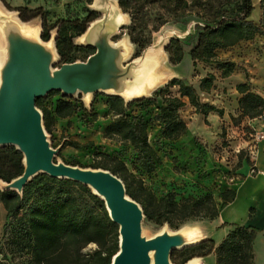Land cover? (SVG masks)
Masks as SVG:
<instances>
[{"label":"trees","instance_id":"obj_1","mask_svg":"<svg viewBox=\"0 0 264 264\" xmlns=\"http://www.w3.org/2000/svg\"><path fill=\"white\" fill-rule=\"evenodd\" d=\"M92 2L93 0H88L87 4ZM116 2L121 11L131 17V26L140 17L146 22L151 14L149 10L154 7L157 8L155 17L158 19H163L165 13L179 18L194 15L205 22L202 27L196 26V43L189 50L193 63H212L219 50L251 42L256 37L264 39V0L259 3L261 16L258 22L250 20L254 9L252 0H216L213 3H204L202 9L204 12L210 11L209 18L200 16L199 12H190L187 0ZM18 12L22 22L40 18V38L44 42L51 39V31L55 30L54 45L59 65L76 62L80 59L79 56L86 60L95 52L92 47L74 43L100 17L94 10L86 9V16L82 19H57L52 24H49L46 13L39 8L30 10L20 7ZM139 35H142L141 32ZM130 41L140 54L149 46L142 36H131ZM164 51L169 56V63L175 65L183 57L182 42L172 38ZM215 63L222 78L230 77L235 69V64L230 61ZM214 81L213 74L202 78L199 91L208 93ZM170 86L178 88V97L170 96ZM236 91L240 95L238 108L241 117L253 120L264 116V98L254 92L248 81L238 84ZM56 95L59 98L50 106L48 100ZM158 95L162 103L152 117V122L159 126L155 134L158 139L156 141L174 142L185 134L186 124L178 114L185 106L184 99L203 117L210 113L222 115L217 107L201 103L196 89L179 79H171ZM105 97L108 110L114 119L105 126L104 138L128 143L136 153L137 170L142 175L154 174L161 167L162 158L148 140L149 124L142 116H130L127 113L131 105L147 100L140 98L125 102L117 96ZM36 107L42 113L43 126L48 134L52 131L56 118L64 119L75 113L79 114L73 98L62 97L57 91L48 93L46 98L37 99ZM93 120H96L94 115ZM60 146V151L67 146L79 150L91 148L92 144L79 145L64 141ZM59 155L60 152L56 157ZM93 156L94 161L97 158L101 160L94 162L89 168L107 170L117 176L123 182L126 194L141 207L143 220L147 223L160 226L166 224L177 230L178 225L190 218L218 217L215 208L209 209V205L214 203L209 195L177 202L174 194L168 192L157 199L150 189L143 186L142 179L130 172L123 162L96 150L93 151ZM22 159L21 153L14 147L0 148V180L9 183L19 177L24 169ZM63 162L70 166H79L78 162ZM220 197L228 205L235 200L236 192L226 190ZM0 203L5 211L0 240V264H110L118 251V226L110 220L104 202L85 185L39 174L24 186L21 195L14 191H0ZM228 226L231 228L217 246L212 241L204 240L181 249L179 256H176L174 250L170 257L171 263L176 264L177 260L178 264H186L191 259L207 257L214 252L215 264H254L253 244L260 230L248 224ZM89 246L93 248L86 251ZM196 249L205 252L195 256L193 253Z\"/></svg>","mask_w":264,"mask_h":264},{"label":"rangeland","instance_id":"obj_2","mask_svg":"<svg viewBox=\"0 0 264 264\" xmlns=\"http://www.w3.org/2000/svg\"><path fill=\"white\" fill-rule=\"evenodd\" d=\"M87 1L0 0V9L13 13L19 19L18 8L26 7L30 10L39 8L46 13L49 24H52L57 19H82L86 16L85 10L92 9ZM187 1L190 5L188 8L190 12H199L200 16L209 18L210 11L204 12L202 4L213 3L216 0ZM257 9L260 10L258 5ZM157 12V8L154 7L153 10H149L151 14L146 22L140 17L136 19L133 26H131V17L122 12L125 24L111 39V42L122 41L127 44L125 63L140 56L139 50L130 41L131 36L134 38L142 36L150 46L164 31L173 30L176 34L171 35L164 45L166 46L172 38L182 42L183 57L175 65L169 63V56L165 51L161 48L155 50V55L161 54L160 65L156 70L157 85L154 90L143 97L147 100L146 102H137L127 110L130 116H142L148 122L150 127L148 140L162 158L161 167H158L154 174L142 175L137 170L136 153L128 143L104 138L105 126L114 119L106 105L105 96L107 94L104 93L92 95L88 103L83 101L81 95L73 98L78 106L77 112L80 114L75 132L70 135L59 134L56 138L52 131L49 134L46 132L52 148L58 147L60 142L64 141L75 142L79 145L92 144L91 148L79 150L67 146L59 151L60 155L56 157V161L78 162V167L89 168L94 162L101 160L97 158L94 161L93 151L96 150L123 162L130 172L142 179L143 186L150 189L157 199L168 192L174 194L177 202L188 198L200 199L209 195L214 202L212 206L209 205V209L215 208L218 217L213 219L209 217L190 218L178 225L177 230L166 224L160 226L143 220L142 235L152 238L164 230L172 233L188 229L195 233L196 240L199 242L209 240L217 246L231 228L228 225L248 224L260 230L253 244L254 264H264V176L262 174L264 143H260L264 141V116L253 120L241 117L238 108L240 95L236 91L238 84L248 81L254 92L264 98V39L256 37L251 42H243L232 48L219 50L212 63H193L189 50L196 43L198 31L196 26L202 27L205 22L194 15L179 18L163 12V19H158L155 17ZM100 18L101 15L98 19ZM22 23L37 30L40 35V18ZM53 37H55V30L51 31V39ZM74 43L79 44L77 39ZM79 58L78 61H85L82 56ZM56 60L54 67H59L58 58ZM217 61H230L235 64L230 77L220 76L215 65ZM211 74L215 76L213 87L208 93L199 91L200 80ZM173 78L193 86L198 93L199 101L217 107L222 111V115L210 113L207 117H203L196 113L195 109L184 99L185 106L179 110L178 114L186 124V132L174 142L165 143L161 140L156 141L158 139L155 134L159 126L156 122H152V117L162 103L158 93L166 88ZM168 93L170 96L178 97V88L170 86ZM93 115L96 116V120H93ZM226 190L236 192L235 200L227 206L220 197ZM4 221L5 211L0 204V240ZM92 248L93 246H89L86 251ZM204 252L205 250L196 249L193 254L198 256ZM175 254L179 256L180 250H176ZM194 259H197L199 264H215L214 252L207 257ZM178 262L176 260V264Z\"/></svg>","mask_w":264,"mask_h":264},{"label":"water","instance_id":"obj_3","mask_svg":"<svg viewBox=\"0 0 264 264\" xmlns=\"http://www.w3.org/2000/svg\"><path fill=\"white\" fill-rule=\"evenodd\" d=\"M93 0L92 10L101 15L78 38V45L92 47L95 52L85 61L57 63L54 39L47 43L22 35L23 23L0 9V148L14 147L22 155L23 173L9 183L0 180V191L21 195L24 186L35 176L46 174L87 186L105 205L110 220L118 226V251L110 264H172L174 250L192 246L181 230L146 238L142 235L143 212L125 191L123 182L107 170L70 166L55 160L61 146L52 148L43 126L36 100L57 91L62 97L84 100L96 93L117 96L128 90L139 62H152L155 71L160 65L164 43L145 48L139 57L125 63L124 42L112 43L124 26V15L116 0ZM125 44V43H124ZM151 48V50H149ZM159 58V59H158ZM143 98V97H142ZM140 99L132 98L131 100ZM129 100V101H131ZM127 102L126 100H124ZM191 259L190 261H192ZM188 261L186 264H189Z\"/></svg>","mask_w":264,"mask_h":264},{"label":"bare ground","instance_id":"obj_4","mask_svg":"<svg viewBox=\"0 0 264 264\" xmlns=\"http://www.w3.org/2000/svg\"><path fill=\"white\" fill-rule=\"evenodd\" d=\"M13 16V20L17 21V17L10 13ZM21 33L23 36L37 40L38 39V31L25 26L24 24L21 25ZM176 34L173 30H166L164 31L156 40V43L159 45H162L171 35ZM78 40L81 42L82 38H78ZM2 36L0 35V48H2ZM123 44L122 54L123 56H127V44ZM47 48L50 47L49 43H45ZM151 50V48L149 49ZM1 62V60H0ZM134 77L131 78L128 82V90L125 91V93L122 94V97L127 102L131 100L132 98H142L146 96L149 92L154 90V88L157 85V78L158 75L155 71L154 64L150 61L146 62H139L137 65V68L135 69ZM90 97H86L83 101L85 103L89 102ZM182 233L186 236L187 241L190 244H197L199 243L198 240H196V235L193 231L188 229L181 230ZM189 264H199L197 259H193L189 262Z\"/></svg>","mask_w":264,"mask_h":264},{"label":"crops","instance_id":"obj_5","mask_svg":"<svg viewBox=\"0 0 264 264\" xmlns=\"http://www.w3.org/2000/svg\"><path fill=\"white\" fill-rule=\"evenodd\" d=\"M259 3H260V0H252V4H253L254 9H253V12H252L250 19L254 22H258V20L260 18V10L259 9L256 10V6L258 5V7H259ZM124 23H125V17H124ZM58 98H59L58 95L51 97L48 100V103L50 104V106L54 105L55 101ZM79 117H80V114L75 113L71 117H67L64 119L56 118L54 125L52 127V133L55 135L54 137L56 138V135H59V134L60 135H70V133L75 132L77 129L76 126H77V121H78ZM262 142L264 143V141H261L260 143H262ZM61 143L62 142H60L58 147L61 145ZM262 172H264V171H262Z\"/></svg>","mask_w":264,"mask_h":264},{"label":"built area","instance_id":"obj_6","mask_svg":"<svg viewBox=\"0 0 264 264\" xmlns=\"http://www.w3.org/2000/svg\"><path fill=\"white\" fill-rule=\"evenodd\" d=\"M259 142V141H258ZM263 174V176H264V172L262 173Z\"/></svg>","mask_w":264,"mask_h":264}]
</instances>
